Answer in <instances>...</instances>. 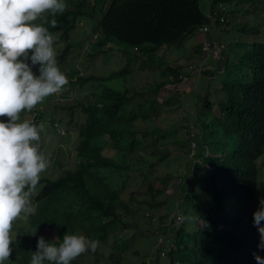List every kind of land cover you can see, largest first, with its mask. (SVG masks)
<instances>
[{
  "label": "trees",
  "instance_id": "trees-1",
  "mask_svg": "<svg viewBox=\"0 0 264 264\" xmlns=\"http://www.w3.org/2000/svg\"><path fill=\"white\" fill-rule=\"evenodd\" d=\"M254 1L262 0H210V18L215 17L217 25L226 24L228 15L236 13L234 8L241 6L247 8L246 12L253 11L257 7L252 4ZM66 2L68 5L63 14L53 17L45 13L47 20H57L56 28L40 20L34 22L48 28L53 35H59L56 41L65 43V48L57 56V65L59 62L62 65L71 54L73 46L69 43L70 35L83 19L93 22L97 49L106 48L99 53L110 50L118 43L137 52L138 58L146 57L143 61L147 66L151 63V57L162 47L182 45L198 33L199 28L211 23L210 18L202 13L199 0ZM215 45L221 46L210 43V48ZM246 46H249V50L242 56L240 63L243 69L240 71L237 67L233 77L222 81L219 92L222 98L218 101V112L211 120L207 119L212 109L209 94L202 102L201 110L205 113L200 123L208 130L207 140L201 141V154L193 157L189 155V166L179 184L181 196L178 195L179 201L175 205L178 212H174V217L169 220L172 226L177 214L183 216L189 210L193 215L192 228L183 225V218L180 224L174 226L171 239L166 240V234H163L164 240L160 237L161 242L158 238L159 248L155 255L140 264H158L161 254V257H167V264H256L253 253L264 257V251L257 248L259 234L253 225V212L258 209L259 200L264 199V193H257L260 173L257 161L264 158V43L253 42ZM130 62L105 78L73 77L66 71L64 74L68 84L61 92L66 93L69 85L86 81L103 83L128 75L132 72ZM33 70L38 72L37 68ZM161 73L163 80L152 89L149 97L141 89L118 91L104 88L93 95L95 99L92 102L76 104L84 120L73 123L78 136L75 168L65 170L57 179L43 182L34 197L36 213L26 220L29 230L25 226L17 229L20 235L18 246L13 252L15 257L19 255L17 264H30L40 236L58 246L64 234L84 235L104 245L111 244L113 249L118 250V256L127 252L128 242L123 234H127L132 226L123 221L120 212L127 213L129 207L126 202L135 201V197H123L122 190L127 187L126 183L122 189H111L105 183L102 171H117L120 177H124L122 171L133 168L125 159L117 163L107 157L105 151H115L123 158L136 156L134 160L139 162L144 159L143 153L150 149L149 153L153 157L157 156L156 161L147 167L150 169L163 163L169 156L166 148L170 143L165 142V134H161L160 130H141L137 126V123H144L160 113V91L182 81L175 67L166 66ZM204 74L213 72L208 69ZM167 103L169 101L165 105ZM72 109L74 107L69 108L70 111ZM32 112L35 114L32 123L38 126L50 115L49 123L53 128L66 126L61 115L52 113L42 117L38 115L40 110L37 107ZM155 145H163L164 150L152 149ZM40 151L43 153L41 146ZM55 163L53 167L60 166ZM134 171L143 178L145 189L151 192L153 188L148 173H144L142 168ZM172 176L167 174L156 179L167 183ZM166 192L167 188L163 185L153 195L159 198L166 196ZM171 202L143 201L138 206L154 213ZM170 210L161 216L162 222H166ZM35 228L36 234L32 235ZM157 232L151 234L156 235ZM49 234L56 239L47 238ZM87 253L94 254L90 250ZM70 264L76 263L71 261ZM116 264H120V259L116 260Z\"/></svg>",
  "mask_w": 264,
  "mask_h": 264
},
{
  "label": "rangeland",
  "instance_id": "rangeland-1",
  "mask_svg": "<svg viewBox=\"0 0 264 264\" xmlns=\"http://www.w3.org/2000/svg\"><path fill=\"white\" fill-rule=\"evenodd\" d=\"M254 2L252 4L257 7L253 9V11L251 10L252 12H246L247 8L238 6L234 8L236 13L233 16L228 15L226 24L217 25L215 24V17L210 18V0H199L202 13L211 20L210 25L206 26L207 33L198 32L187 39L182 45L162 47L156 55L151 57L152 60L151 63L149 62V66L144 64L143 60H146V57L142 56L138 58L137 52L118 43L114 44L110 50L99 53L100 50L103 51L106 48L97 49V34L93 32V22L88 19L81 20L71 33L69 43L73 46V49L71 50V54L65 58L62 65L60 62L58 63L57 66L61 72L65 73L68 71L73 77L82 76L85 78L95 76L105 78L113 72L119 71L125 67L128 61H131L130 69L132 72L123 77L103 83L86 81L69 85L66 93L60 91L46 97L42 103L37 104L36 107L40 110L38 115L45 117L46 115L56 113L63 117V122L66 125L63 128H53L49 123V117L52 116L50 115L47 118L45 117L46 120L39 126L41 129L40 146L45 155L50 154L49 158L51 164L49 168L52 169L51 171L47 169L45 172L41 173V179H57L65 170H73L75 168V148L78 143V136L77 130L73 127V123L82 122L84 120L80 107L76 105L77 103L86 105L92 102L95 99L93 95L104 88H113L118 91H123L124 89L138 91L141 89L140 91L147 92L145 95L149 97L152 89L163 80V76H161L163 74L161 72L166 66L175 67L182 78L180 83L174 86H166V90L160 91L158 95L161 98V102H159L160 113L153 119L147 120L144 123H137V126L141 130H160L161 134H165V142L170 143L166 148L170 154L163 163H159L151 169L147 168L149 164L154 163L157 158V156L153 157L149 153L150 149L143 153L144 159L139 162L134 160L137 158L136 156H133V158L128 155L123 158V155L115 151H105L107 157L112 158L117 163L125 159L133 168L130 171H122L124 177H120L117 171H102V175L106 179L105 183L111 189H122L123 184L126 183L127 187L122 190L123 197L126 199L131 196L135 197V201L126 202L129 211L127 213L120 212L123 221L132 226V229H130L127 234H123L125 240L128 242L127 252L122 256H118V250L113 249L111 244L104 245L99 242V246L94 252L97 256L85 252L74 260L76 264H116V260L118 259H120V264H140L144 260H150L149 258L151 255H155L156 250L159 248L157 242L158 238L161 237L164 240L163 234H166V236H164L165 239H171L174 226L180 224V222H176L175 220L171 226L169 220H171L170 217H174V212H178L175 205L179 201L177 199L178 195L181 196L179 184L183 181L182 178L185 175L190 160L189 131L187 130L188 127L186 128L185 125L191 124L198 130V134L201 137H199L200 143L195 147V154H201L203 151L201 141L205 140L206 142L208 135V130L200 123L205 113L204 110H201L204 96L209 94L208 99L212 105V109L208 113L207 119L211 120L214 114L218 112V101L222 98V95L219 93L222 81L229 80L230 77H233L236 73H234V70L237 69V67L240 71L243 69L242 66L240 67V63L242 64V56L249 50V46L246 45L253 42L264 43V0L261 2ZM66 4L68 5V2H66ZM242 27L245 28L242 29ZM54 36L56 39L53 47L58 56L65 48V43L56 41L57 38L59 39V35ZM207 36H211L213 41L221 43V52L217 51L218 48L213 49L211 47L205 53L201 50L203 54L198 55L199 49H197V52L194 50L196 47L198 48V43H213ZM197 40L202 42H196ZM217 53L223 54L221 59ZM204 57L207 58V60L202 66H205L204 68L206 69L212 66L213 70L212 68L211 70L215 71L216 78L210 79L211 77H209V75L204 73L199 74L196 70L190 69L192 65L198 66L202 64ZM33 72L39 75L36 70H33ZM75 81L76 78L73 79V82ZM166 101H169V103H167L168 105H165ZM71 107H74L72 111L69 110ZM34 116V113L31 114L24 111L20 114L19 122H23L24 120L33 122ZM0 121H7V118L2 117ZM215 125L216 122H214V126ZM162 148L163 145H155L152 149L161 150ZM163 150L164 148L161 151ZM55 162H57V164L59 163L60 166L53 167L54 164H56ZM257 165L260 171L257 193L261 195L264 193L263 157L257 161ZM139 168H142L144 173H148V179L152 182L153 188L151 192L145 189L143 178L134 171V169ZM167 174L173 175L172 179L167 183H163L160 179H156L165 177ZM163 185L167 188V195H165L168 197L165 199L166 196L162 195L159 198H155L153 192L155 190H160ZM41 187L42 184L37 186V194ZM34 197L35 196H33L31 200L35 205ZM163 200H171L173 202L169 203L168 206L163 205L154 213H150L143 206H138L139 203L143 201L161 202ZM169 208L171 209L170 215L164 223L161 221V216L167 213ZM179 210H183L182 206H180ZM177 216H180L182 220L184 218L183 225H185L186 228H192L191 226L194 221L193 215L189 210L183 214L184 217L181 216V214H177ZM20 221H16L13 224V251L9 257L10 262L5 261V264H17L16 260L19 255L15 257L13 254L18 246V242L15 240L17 229L21 226H25L26 229L29 230L27 221L24 219ZM155 232H157L156 235L151 234ZM18 238L19 236H17L16 239L18 240ZM47 238L54 239L53 235L50 234L47 235ZM110 240L111 238L109 241ZM158 261V264L168 263L167 257L159 256Z\"/></svg>",
  "mask_w": 264,
  "mask_h": 264
},
{
  "label": "clouds",
  "instance_id": "clouds-1",
  "mask_svg": "<svg viewBox=\"0 0 264 264\" xmlns=\"http://www.w3.org/2000/svg\"><path fill=\"white\" fill-rule=\"evenodd\" d=\"M66 9L65 0H0V117L7 118L0 121V264L10 262L14 222L35 215L31 198L36 197L37 186L48 181L41 179V173L51 164L50 154L40 151V127L28 120L19 122L20 114L31 112L68 84L57 66L56 37L34 22L56 28L57 20H47L45 13L55 17ZM253 225L259 234L257 248L264 251V199L253 212ZM19 235L17 231L16 241ZM98 246V240L84 235L64 234L58 246L40 236L30 264H70ZM253 257L256 264H264V257L256 253Z\"/></svg>",
  "mask_w": 264,
  "mask_h": 264
},
{
  "label": "built area",
  "instance_id": "built-area-1",
  "mask_svg": "<svg viewBox=\"0 0 264 264\" xmlns=\"http://www.w3.org/2000/svg\"><path fill=\"white\" fill-rule=\"evenodd\" d=\"M222 11H224V8H222ZM220 20L222 21V18H220ZM198 32L199 33H207L206 32V26H203L202 28H199ZM201 45H202V49L201 50L204 53L207 52L210 49V42H204V43H201ZM214 48H216V49L218 48L217 51L221 52V49H222L221 46H216ZM204 67L205 66H202V65H198V66L197 65H192V66H190V69L191 70H196L199 74H201V73H204V72H206L208 70V68L206 69ZM185 126H186V128L188 127L187 130L189 131L188 136H189V145H190V156L193 157V156L196 155L195 154V147L198 145V141L200 140V138H199L200 136L198 134V130L193 125L186 124ZM181 221H182V218L180 216H177L176 222H181ZM158 241L161 242L162 239L159 238ZM161 256H163V254H161Z\"/></svg>",
  "mask_w": 264,
  "mask_h": 264
},
{
  "label": "crops",
  "instance_id": "crops-1",
  "mask_svg": "<svg viewBox=\"0 0 264 264\" xmlns=\"http://www.w3.org/2000/svg\"><path fill=\"white\" fill-rule=\"evenodd\" d=\"M208 37L211 39V42H212L213 40H212L211 36H207V38H208ZM205 40H206V39H205ZM196 42H202V41L197 40ZM213 43H214V44H219V45L221 44L220 42H216V41H213ZM198 45H199V46H198ZM197 46H198V48L196 47L194 50L197 52V49L200 48L199 51H198V55H200V54L202 55L203 53L201 52V43H200V44L198 43ZM213 49H214V48H213ZM214 51H215V50H214ZM214 51H213V52H214ZM215 53H216V52H215ZM217 54H219L220 58H221V56L223 55V54H221V53H217ZM205 55H206V54H205ZM204 58H205V57H204ZM204 58H203L202 64H200V65H203L204 62L207 60V58H205V59H204ZM219 60H220V59H219ZM223 60H224V57H223ZM210 67L212 68V66H210ZM211 68H210V69H211ZM212 70H213V68H212ZM212 72H213V74H210V75H209V77H211L210 79L216 78V76H215V71H212ZM204 98H206V95L204 96ZM204 98H203V100H204Z\"/></svg>",
  "mask_w": 264,
  "mask_h": 264
}]
</instances>
